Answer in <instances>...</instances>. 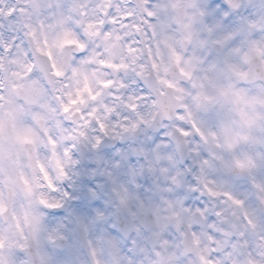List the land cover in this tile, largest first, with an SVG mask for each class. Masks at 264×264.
Returning <instances> with one entry per match:
<instances>
[{"label":"clouds","instance_id":"1","mask_svg":"<svg viewBox=\"0 0 264 264\" xmlns=\"http://www.w3.org/2000/svg\"><path fill=\"white\" fill-rule=\"evenodd\" d=\"M0 264H264V0H0Z\"/></svg>","mask_w":264,"mask_h":264}]
</instances>
